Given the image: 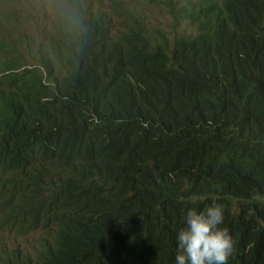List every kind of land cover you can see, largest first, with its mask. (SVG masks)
<instances>
[{
    "label": "trees",
    "instance_id": "1",
    "mask_svg": "<svg viewBox=\"0 0 264 264\" xmlns=\"http://www.w3.org/2000/svg\"><path fill=\"white\" fill-rule=\"evenodd\" d=\"M34 2L44 16L43 0ZM85 8L87 36L66 33L58 44L70 67L64 79L51 87L36 78L35 96L0 98V179L7 176L0 196L9 200L0 230L57 226L39 264H175L187 212L220 204L237 264L257 261L264 0H184L175 21L189 30L172 45L145 25L117 33L105 12H90L100 8ZM95 49L130 72L106 76L107 62L86 65ZM14 177L20 182L11 189ZM19 187L29 188L20 207ZM0 264L34 263L14 252L0 253Z\"/></svg>",
    "mask_w": 264,
    "mask_h": 264
},
{
    "label": "rangeland",
    "instance_id": "2",
    "mask_svg": "<svg viewBox=\"0 0 264 264\" xmlns=\"http://www.w3.org/2000/svg\"><path fill=\"white\" fill-rule=\"evenodd\" d=\"M184 0H87L85 6H100L99 10H91L97 14L103 11L106 18L112 22L115 31L118 33L127 32L133 28H138L145 24L155 33L157 39L166 41L172 45L175 39L181 36L188 26L182 28L176 24L175 17L178 8ZM44 7L54 21L46 22L40 26H30L33 22L41 21L40 12H30L28 10V0H0V45L2 41L10 42L9 45L17 47L16 57L20 67L17 73L27 75L33 71L40 60L51 58L56 62L54 75L60 74L66 67L63 54L56 49L55 40L64 35V26L53 10L52 0H43ZM32 11L41 10L43 5L30 1ZM87 9V8H85ZM86 16H87V11ZM21 13V14H20ZM58 18V20H57ZM53 22V24H52ZM191 28V27H190ZM109 64V61L102 60ZM127 76L124 74H114L113 77ZM54 78V76H50ZM24 82L17 81V77L0 71V95L21 92ZM35 169L29 173L33 174ZM56 172L57 171H53ZM61 175H56L54 179ZM7 176L0 179L4 184ZM19 204V202H18ZM23 228L16 227L10 231L8 227L0 230V253L4 258L14 252H20L22 259L30 258L34 264H39L47 248L52 246L57 235L55 228L32 227L22 225ZM262 261L264 262V250H262ZM228 264H236L235 255L229 258Z\"/></svg>",
    "mask_w": 264,
    "mask_h": 264
},
{
    "label": "clouds",
    "instance_id": "3",
    "mask_svg": "<svg viewBox=\"0 0 264 264\" xmlns=\"http://www.w3.org/2000/svg\"><path fill=\"white\" fill-rule=\"evenodd\" d=\"M52 4L53 10L61 20L66 31L64 32V35L62 37H57V39L55 40V47L63 54L62 58L65 59L67 67L54 78H50L51 72H49V67L55 66L53 71L55 72L56 62L51 58H44L40 60L41 65H38L33 71H30V78L27 75H21L17 73V69L18 67H20L19 61L16 57V52L18 51V49H16L17 47L10 46V42H6L4 40L2 41L4 42V44L0 45V64L3 68L2 71L7 72L9 75L16 76L17 81L24 82V86L21 87V92L14 91L11 94H1L0 98L17 94L28 97L27 93L35 96L36 91L33 84V79L42 78L44 83H47L49 86L54 87L56 78L64 79V77L67 75L68 70L70 69L68 65V59L65 52L58 48V44L62 40H67V35L71 40L87 36L89 32V26L87 23L85 4L84 0H52ZM93 7L100 8V6ZM28 10L33 13L37 12L32 11L30 7H28ZM44 13V16L42 15V13H40L42 16L41 21L33 22L32 24H30V26L33 25L34 28H36V26H40L46 22L54 21V18L50 16L45 7ZM154 38L165 43L164 40L157 39L155 35ZM0 40L2 39L0 38ZM94 47L95 46H93L92 48ZM7 49L11 50V54H8ZM117 52L123 57L127 56L125 53L118 49ZM14 58H16L17 60V65L15 66L12 65ZM102 60L109 61L106 76H113L114 74L124 73L128 74L130 72V66L126 64L120 66L122 70H116L118 64L115 63L112 57H110L106 52L104 54H99L97 52V49L88 50L86 52V65ZM11 175L14 176L15 173H11ZM58 179L59 178L54 179L47 177L49 185L46 187V190L50 191L52 188V182H55ZM19 182V177H14V182L10 185V188L13 189V186ZM0 185H2L1 182ZM28 189H24L22 193H20V187L18 188L14 198L15 200L18 196V198L14 202V204H16L18 207L22 205L24 199L26 198ZM8 202L9 200L7 197L0 196V217L6 212V203ZM224 212V206L220 204L211 206L203 212H198L195 209H190L187 212L185 217L186 226L179 230V232L177 233V252L175 256V264H228L229 258L233 255H235V261L237 264L238 246L235 245V241L233 239L234 236L229 232L228 228L220 227L224 223ZM42 226H44L45 228H55L52 225L47 226L46 223H38V227ZM14 228L15 227H11L9 229L11 231ZM20 229L23 230L22 227ZM248 253H250V249H248ZM245 264H264V262L262 261V250H260L259 259L257 261H254L250 257H248Z\"/></svg>",
    "mask_w": 264,
    "mask_h": 264
}]
</instances>
